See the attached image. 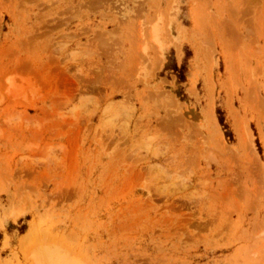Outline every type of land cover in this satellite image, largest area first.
<instances>
[{
    "label": "rangeland",
    "instance_id": "obj_1",
    "mask_svg": "<svg viewBox=\"0 0 264 264\" xmlns=\"http://www.w3.org/2000/svg\"><path fill=\"white\" fill-rule=\"evenodd\" d=\"M0 264H264V0H0Z\"/></svg>",
    "mask_w": 264,
    "mask_h": 264
}]
</instances>
